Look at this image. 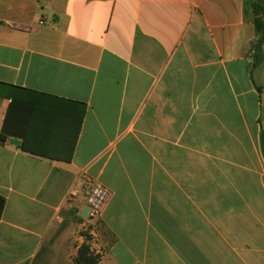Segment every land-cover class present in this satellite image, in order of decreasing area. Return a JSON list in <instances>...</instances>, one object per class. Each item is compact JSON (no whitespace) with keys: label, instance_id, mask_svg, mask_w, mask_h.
Segmentation results:
<instances>
[{"label":"crops","instance_id":"obj_1","mask_svg":"<svg viewBox=\"0 0 264 264\" xmlns=\"http://www.w3.org/2000/svg\"><path fill=\"white\" fill-rule=\"evenodd\" d=\"M257 40L247 0H0V264H264Z\"/></svg>","mask_w":264,"mask_h":264},{"label":"built area","instance_id":"obj_2","mask_svg":"<svg viewBox=\"0 0 264 264\" xmlns=\"http://www.w3.org/2000/svg\"><path fill=\"white\" fill-rule=\"evenodd\" d=\"M80 187L75 186L71 192L76 196L78 191H82L85 196L86 206L89 209L87 218L89 225L86 231L97 238V226L101 220L102 214L110 201L111 192L103 185L96 182L88 173L83 172L78 180Z\"/></svg>","mask_w":264,"mask_h":264},{"label":"trees","instance_id":"obj_3","mask_svg":"<svg viewBox=\"0 0 264 264\" xmlns=\"http://www.w3.org/2000/svg\"><path fill=\"white\" fill-rule=\"evenodd\" d=\"M254 24L256 27V33H257V37H258L256 49H257V51H260L264 45V16L260 15L258 13H255L254 14ZM82 121H83V115L80 117V120H79L78 131L81 128ZM29 126H30V123H29ZM75 143H76V140L74 142V145H75ZM23 150L25 152L34 153L32 150H30L26 146L23 148ZM73 151H74V147L72 148L70 156H67L65 158L54 157V158H50V159L70 162L72 159ZM5 208H6V198L3 197L2 195H0V223H1L4 211H5ZM98 262H99V256L93 255L91 253L90 247L88 245H84L81 247V249L79 251V255H78L77 260H76V264H98Z\"/></svg>","mask_w":264,"mask_h":264},{"label":"rangeland","instance_id":"obj_4","mask_svg":"<svg viewBox=\"0 0 264 264\" xmlns=\"http://www.w3.org/2000/svg\"><path fill=\"white\" fill-rule=\"evenodd\" d=\"M247 5L253 14L258 13V14L264 16V0H247ZM85 234L88 236L89 239H90V237L92 238V236L90 234H89L90 236L88 235V233H85Z\"/></svg>","mask_w":264,"mask_h":264},{"label":"water","instance_id":"obj_5","mask_svg":"<svg viewBox=\"0 0 264 264\" xmlns=\"http://www.w3.org/2000/svg\"><path fill=\"white\" fill-rule=\"evenodd\" d=\"M88 212H89V209L87 208V209L84 211V213H83V217L87 218Z\"/></svg>","mask_w":264,"mask_h":264}]
</instances>
